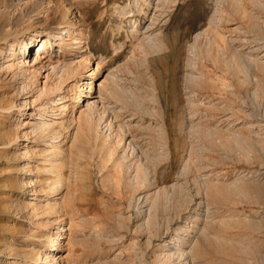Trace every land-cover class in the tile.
<instances>
[{"label": "rangeland", "instance_id": "obj_1", "mask_svg": "<svg viewBox=\"0 0 264 264\" xmlns=\"http://www.w3.org/2000/svg\"><path fill=\"white\" fill-rule=\"evenodd\" d=\"M68 24L81 48L52 39L36 79L41 43L25 44ZM57 59L81 68L54 116L66 155L56 196L36 123ZM88 93L99 137L109 122L122 138V171L82 134L74 143ZM139 165L151 183L136 185ZM65 197L68 214L45 212ZM61 223L53 264H264V0H0V264H42ZM176 234L195 247L187 262L167 260Z\"/></svg>", "mask_w": 264, "mask_h": 264}, {"label": "bare ground", "instance_id": "obj_2", "mask_svg": "<svg viewBox=\"0 0 264 264\" xmlns=\"http://www.w3.org/2000/svg\"><path fill=\"white\" fill-rule=\"evenodd\" d=\"M59 10V9H58ZM259 25V24H258ZM72 25L68 24L66 25V27H64L61 31H57V32H49L48 33V38H41V39H37L34 38L31 41L32 42H28L27 44H25L26 48L28 49L30 46H34L39 45V43H41L40 47L37 49V53L35 54V58H34V65L35 67H38L37 65L43 64L42 67H40V69H35L33 71V75L36 79H38L39 75L42 74V70L44 68H46V66H49V64L43 63L44 59H48V62L53 60L52 57V53L51 55H46L47 52H51V50L53 51V43H52V39L55 41H59V45L61 49H64V47L68 44L65 43V40L67 37H69L71 40H73L70 44L69 47L72 51L81 48V44L83 41L82 37H71L70 33H72ZM137 33V32H136ZM82 34V33H81ZM73 38V39H72ZM157 39V38H156ZM163 39V38H162ZM150 40H153L152 38H150ZM160 40V39H159ZM156 41V40H155ZM151 42V41H150ZM154 42V41H152ZM163 42V41H162ZM152 44V43H151ZM156 46H159L160 42L156 41L154 43ZM164 43H162L163 45ZM161 45V46H162ZM155 46V47H156ZM159 46V50L161 49ZM206 46V45H205ZM13 46H11L10 50L13 49ZM211 47V46H210ZM157 48V47H156ZM155 48V49H156ZM195 49V48H194ZM80 50V49H79ZM158 50V48H157ZM156 50V51H157ZM161 51V50H160ZM196 51V50H195ZM223 52V51H222ZM237 52V51H236ZM72 54V53H71ZM195 54V53H194ZM233 55V53H232ZM236 55V54H235ZM85 59L89 60L88 57H86ZM91 61V60H90ZM243 61V59H242ZM53 62V61H52ZM55 66L52 67V72L55 73L57 75L56 78L52 79V81L50 82L51 84L45 82V85L43 86V88L40 90V95H39V99L42 101L43 103V107H41V110L43 111V113H37L39 116V120L37 124V129L38 133L44 137L45 139L48 140V145L50 147L49 151L50 153L46 156L48 161H52V166L50 168H48V170L53 171L54 169H56L57 173H58V179H56L55 184L51 187L53 188V191L55 192L56 196L58 194L61 193V190L63 188L64 185V178H63V173H62V168L65 166V156L63 154V149L60 146V138L62 137V131L61 128H63L62 123L59 124V120L58 117H54V116H58V111H60L59 114H63L66 112L67 108H68V101H69V90H64L65 89V84H67L66 82L69 81L68 79L72 76V72L71 70L74 67V70H76V68H81V65L79 66H72L68 63H66V61H60V59H57L55 61ZM230 63V62H229ZM225 67V66H224ZM100 69V64L97 63L96 68L93 69V72L91 74H95V72L99 71ZM50 76V75H49ZM48 76V79H49ZM192 76V75H191ZM196 77V76H195ZM192 78V77H191ZM194 78V77H193ZM192 78V79H193ZM196 79V78H195ZM193 79V81L195 80ZM189 80V79H188ZM197 80V79H196ZM195 80V81H196ZM191 82V80H189ZM117 83V82H116ZM91 85H94V79L91 81L90 83ZM102 84V83H101ZM107 87V86H106ZM119 87V86H118ZM118 89V88H117ZM119 90V89H118ZM127 91V90H126ZM104 94V92H103ZM114 94V93H113ZM130 94V93H129ZM156 94V93H155ZM86 96L85 99H83V96ZM44 96V98H43ZM91 94H83V95H79L78 98V103H80L81 101H86L87 98H90ZM116 97V96H115ZM110 98V97H109ZM127 98V96L125 97ZM159 98V97H158ZM83 99V100H82ZM77 100V99H76ZM87 111L83 112L80 115V124L77 128V131L75 132L76 134L73 135V139H74V143L76 141H78V136L79 135H83V137H85V143L86 146L87 144H90L92 146V143H95V146L93 149H99V153L98 156L101 160H105L108 162L107 165H112L115 169L119 168V171L123 170V166L125 164L124 160L128 157L126 156V152L123 155H117L116 152H118V148L121 146L122 143V138H117V140L115 139L114 134H112V131L108 132L109 129H112V125L107 122L103 128L107 127L105 134L104 135H100L102 136L101 138L99 137V129H100V125L103 124L100 122L105 118L104 113L102 114L101 112H99L98 109V104L94 101L87 100ZM120 101V100H119ZM102 102V101H101ZM104 102V101H103ZM158 103V102H157ZM139 105V104H138ZM155 106V105H154ZM106 107V106H105ZM143 107V106H142ZM144 109V108H143ZM105 110V109H104ZM147 110V108H146ZM145 110V111H146ZM157 111V110H156ZM95 112H99L98 114L100 115L98 119L95 118ZM161 112V111H160ZM167 112V111H166ZM104 116V118H103ZM196 117V116H195ZM118 118V117H117ZM116 118V119H117ZM162 119V118H161ZM115 121V120H114ZM103 122V121H102ZM164 122V121H163ZM120 125V124H119ZM125 125V124H124ZM115 126V125H114ZM121 126V125H120ZM196 127V126H194ZM122 128V127H121ZM120 129V128H119ZM118 129V130H119ZM125 129V128H124ZM159 129V128H158ZM119 132V131H118ZM117 132V133H118ZM161 132V131H159ZM163 132V131H162ZM165 132V130H164ZM167 133V132H166ZM121 134V133H120ZM126 134V133H125ZM165 134V133H164ZM68 135V133H67ZM168 135V134H167ZM122 136V134H121ZM98 137L100 138L98 140ZM241 137V136H240ZM165 138V137H164ZM168 140V139H167ZM244 140V139H243ZM164 141V140H163ZM240 141V140H239ZM236 143L238 142L237 140L235 141ZM245 142V141H243ZM131 144V143H130ZM136 144V143H135ZM3 147H6V143L2 144ZM85 145V144H84ZM83 145V146H84ZM240 146V145H239ZM248 146V145H246ZM85 147V146H84ZM168 147V144H166V148ZM257 147V146H256ZM89 148V147H88ZM252 148V146H251ZM250 148V149H251ZM85 149V148H84ZM125 149V148H124ZM140 149V148H139ZM258 149V147H257ZM48 151V150H47ZM86 151V150H85ZM95 151V150H94ZM93 151V152H94ZM126 151V150H125ZM134 151V150H133ZM83 151H81L82 153ZM96 152V151H95ZM128 152V150H127ZM249 152H253V151H249ZM80 153V154H81ZM133 153V152H132ZM246 153V152H245ZM46 154V153H45ZM67 154V153H66ZM247 154V153H246ZM61 156V157H60ZM245 156V155H244ZM69 157V156H68ZM257 157V156H256ZM67 158V157H66ZM130 159V158H129ZM104 161V162H105ZM163 161V160H162ZM106 162V163H107ZM124 163V164H123ZM152 165V164H151ZM106 166V165H105ZM142 166V165H141ZM140 165L137 166L136 168V174H135V178H136V185H144L147 183L148 180V168H142ZM156 166V165H155ZM112 167V168H113ZM131 167V165L129 166ZM107 168V167H106ZM111 168V167H110ZM114 169V170H115ZM186 169V168H185ZM109 170V169H108ZM156 170V169H155ZM117 171V170H116ZM118 171V172H119ZM125 171V170H124ZM134 171V170H133ZM183 171V170H182ZM121 173V172H120ZM181 175V174H180ZM187 181V180H186ZM150 182V181H149ZM148 182V183H149ZM151 183V182H150ZM149 183V184H150ZM177 184V183H176ZM151 185V184H150ZM174 188V187H173ZM165 194V193H164ZM163 194V195H164ZM166 197L169 196L168 193L165 194ZM164 195V196H165ZM177 198V197H176ZM161 199V198H160ZM166 199V198H165ZM176 200V199H175ZM70 201L67 202L66 197L64 198V202H58V200L56 199V201L54 203L48 202L47 204H45V212L47 214H52V213H58L60 211L64 210L65 214H68V210H70L71 207V203H69ZM168 202V201H167ZM166 202V203H167ZM157 203V202H156ZM206 203V202H205ZM155 204V202H154ZM153 204V206H154ZM156 206H158L157 204H155ZM68 208V209H67ZM65 219V218H64ZM60 228L59 231L56 234L53 235H48V240L44 243V247L45 249H43V251L41 250L38 254V258L42 264H53L55 263L58 259L61 258V255L59 253H56V249L58 248V246L60 244H62V240L67 239L68 237L66 236V231L67 229H65V226L63 225V223L60 224ZM189 235V233L187 234ZM186 235V236H187ZM183 237L182 235H175L174 236V240L177 242L176 245L178 246L177 249L175 250V252H171L167 257V260H171L173 262V260L177 259V257H180V260L182 259V262H187L190 258L191 255L193 254V252L195 251V247L194 245L191 246V243L189 246H191L190 250H187V243L190 239V237ZM181 237V238H180ZM69 241V240H68ZM70 242V241H69ZM197 263V262H196ZM190 264H191V259H190Z\"/></svg>", "mask_w": 264, "mask_h": 264}]
</instances>
